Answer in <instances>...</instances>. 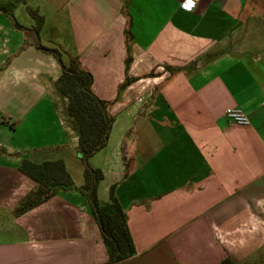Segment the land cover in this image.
I'll return each mask as SVG.
<instances>
[{"label":"crops","instance_id":"crops-1","mask_svg":"<svg viewBox=\"0 0 264 264\" xmlns=\"http://www.w3.org/2000/svg\"><path fill=\"white\" fill-rule=\"evenodd\" d=\"M181 2L0 6V264L108 260L80 192L62 66L40 45L79 57L111 103L110 138L88 163L104 175L99 199L113 187L126 212L137 255L122 264H264V0H198L192 12ZM29 9L44 18L39 35ZM24 160L63 161L74 186L16 214L36 186Z\"/></svg>","mask_w":264,"mask_h":264},{"label":"trees","instance_id":"trees-1","mask_svg":"<svg viewBox=\"0 0 264 264\" xmlns=\"http://www.w3.org/2000/svg\"><path fill=\"white\" fill-rule=\"evenodd\" d=\"M28 13L35 22V34L39 35L44 25V18L38 14V11L32 9H29ZM38 49L54 56L62 66L56 87L61 96L69 102L67 114L79 137L78 151L85 162L84 185L80 192L87 201L90 213L100 228L101 237L107 247L108 260L104 264H122L137 255V248L129 232L126 212L114 196L113 187L108 201L103 202L99 199V186L104 175L101 170H96L88 163L89 158L106 147L110 138L115 122V117L109 111L111 103L97 97L93 91L94 77L83 69L79 57L67 54L58 47L40 45ZM64 55L69 60L68 64L63 61ZM130 82L128 79L124 86L126 87ZM20 171L34 181L36 186L15 210L18 215L48 202L61 189L74 186L71 173L63 161L33 163L24 160ZM224 264L236 263L231 258H227Z\"/></svg>","mask_w":264,"mask_h":264},{"label":"built area","instance_id":"built-area-1","mask_svg":"<svg viewBox=\"0 0 264 264\" xmlns=\"http://www.w3.org/2000/svg\"><path fill=\"white\" fill-rule=\"evenodd\" d=\"M197 3L198 0H182L181 6L189 12H192L195 10ZM225 114L227 119L232 123L240 124V126L249 123L248 119L238 109H227Z\"/></svg>","mask_w":264,"mask_h":264},{"label":"rangeland","instance_id":"rangeland-1","mask_svg":"<svg viewBox=\"0 0 264 264\" xmlns=\"http://www.w3.org/2000/svg\"><path fill=\"white\" fill-rule=\"evenodd\" d=\"M22 1L23 0H0V6H3V4L4 3H7V5L6 6H9V7H12V9L15 7V8H17V6H19L21 3H22ZM9 4V5H8ZM2 8H4V7H0V9H2ZM19 16H18V21L19 20H21L22 18H21V16H20V14H18ZM22 15V14H21ZM58 48H60V47H58ZM8 109H10V110H13L12 108H8ZM83 161V160H82ZM89 161V160H88ZM84 162V161H83ZM84 164H85V162H84Z\"/></svg>","mask_w":264,"mask_h":264}]
</instances>
